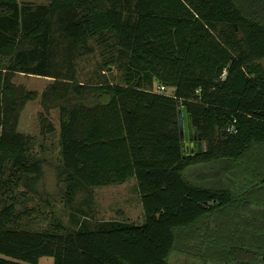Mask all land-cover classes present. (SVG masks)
Masks as SVG:
<instances>
[{"label":"trees","instance_id":"trees-1","mask_svg":"<svg viewBox=\"0 0 264 264\" xmlns=\"http://www.w3.org/2000/svg\"><path fill=\"white\" fill-rule=\"evenodd\" d=\"M92 40L112 48L105 66L117 64L121 82H79ZM263 59L264 0H0V264H169L175 252L263 264ZM19 74L53 79L39 119L51 134L59 111L66 204L79 188L136 179L143 224L75 208L72 230L57 218L44 231L17 226L7 196L18 185L36 193L46 164L18 130L39 97ZM179 103L202 153L183 156Z\"/></svg>","mask_w":264,"mask_h":264},{"label":"rangeland","instance_id":"rangeland-1","mask_svg":"<svg viewBox=\"0 0 264 264\" xmlns=\"http://www.w3.org/2000/svg\"><path fill=\"white\" fill-rule=\"evenodd\" d=\"M49 0H20L21 3H47ZM110 43V42H109ZM94 51L84 55L77 61L78 80L81 83L110 80L121 82L122 71L117 64H111L106 68L105 64L112 57V48L99 41L92 40ZM264 67V59L260 61ZM14 82L23 85L27 90L36 91L39 97L27 104L21 113L19 132L34 138L32 156L46 161L44 176L36 193H31L23 185H18L7 197L8 203L16 202L19 209L17 226L35 231L52 229L55 218L59 219L70 230L75 229L72 215H78L76 209H84L95 215V221L120 220L128 223L143 224L144 211L141 195L136 179L127 183L104 188H95L92 193L83 188L77 190L74 203L66 204L67 182L66 175H59L58 169L62 163L60 154V114L58 110L51 111L50 119L54 132H43L39 115L43 108L41 95L49 85L48 80L31 75H16ZM169 89L167 94H172ZM9 172V170H8ZM92 194L91 212L83 205V201ZM91 218V217H90ZM83 219V217L81 218ZM39 264H54L52 257H44ZM169 264H215L205 263L194 255H186L175 252L171 255Z\"/></svg>","mask_w":264,"mask_h":264},{"label":"water","instance_id":"water-1","mask_svg":"<svg viewBox=\"0 0 264 264\" xmlns=\"http://www.w3.org/2000/svg\"><path fill=\"white\" fill-rule=\"evenodd\" d=\"M178 121L183 156L186 157L204 152L205 143L199 137L197 129L193 127L192 118L188 114L187 108L182 106L181 103H179L178 108Z\"/></svg>","mask_w":264,"mask_h":264},{"label":"built area","instance_id":"built-area-1","mask_svg":"<svg viewBox=\"0 0 264 264\" xmlns=\"http://www.w3.org/2000/svg\"><path fill=\"white\" fill-rule=\"evenodd\" d=\"M154 88H155V91H158V92H166V93H168V90H169L165 86L158 85V84H156Z\"/></svg>","mask_w":264,"mask_h":264},{"label":"crops","instance_id":"crops-1","mask_svg":"<svg viewBox=\"0 0 264 264\" xmlns=\"http://www.w3.org/2000/svg\"><path fill=\"white\" fill-rule=\"evenodd\" d=\"M50 1V0H49ZM49 1L47 2V3H49ZM19 2H20V0H19ZM21 3V2H20ZM22 4V3H21ZM38 4H46V3H38ZM38 77V76H37ZM41 78H44V77H41ZM44 79H46V80H48V83L50 84L52 81H53V79L52 78H44Z\"/></svg>","mask_w":264,"mask_h":264}]
</instances>
